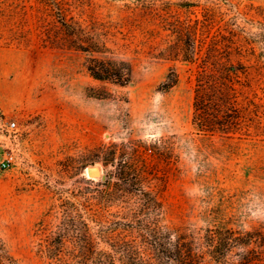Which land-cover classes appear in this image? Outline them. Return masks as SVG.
Wrapping results in <instances>:
<instances>
[{
  "label": "rangeland",
  "instance_id": "rangeland-1",
  "mask_svg": "<svg viewBox=\"0 0 264 264\" xmlns=\"http://www.w3.org/2000/svg\"><path fill=\"white\" fill-rule=\"evenodd\" d=\"M165 1L173 2L171 19L188 21L185 48L192 50L195 39L193 59L163 57L176 34L136 9L138 0H84L73 7L85 25L112 24L108 55L134 69L133 81L119 85L89 73L87 54L70 46L36 0H0V160L15 156L9 168L0 165V238L19 264H51L40 243L66 205L85 214L106 206L107 218L119 219L120 201L108 196L117 179L104 183L117 172L141 176L160 198L168 225L264 229V66L243 59L250 86L241 100L258 103V115L244 112L257 120L248 134L206 133L193 125L197 75L212 34L230 20L262 42L264 0H188L190 7ZM205 14L216 18L210 35ZM171 69L179 80L165 89ZM91 165L106 176L86 174Z\"/></svg>",
  "mask_w": 264,
  "mask_h": 264
},
{
  "label": "trees",
  "instance_id": "trees-1",
  "mask_svg": "<svg viewBox=\"0 0 264 264\" xmlns=\"http://www.w3.org/2000/svg\"><path fill=\"white\" fill-rule=\"evenodd\" d=\"M187 1L177 5L190 7ZM36 2L39 11L47 12L58 23L70 46L87 54L86 67L95 79L119 85L133 81L132 63L108 55L113 52L106 42L112 24L96 21L85 25V20L73 14V7L84 0ZM172 6V1L138 0L136 9L151 18L162 19L164 27L176 34V42L163 57L182 54L186 60L193 59L196 41L190 42L192 50L185 48L191 39L188 21L179 17L171 19ZM208 17L206 31L210 35L216 18L205 14L206 20ZM44 40L52 45L56 43L53 38ZM210 40L197 75L193 125L206 133L248 134L251 123L257 120H247L244 112L249 110L258 115V103L247 96L241 100L242 89L250 86L247 82L250 65L243 59L252 56L264 66V40L258 43L255 35L239 32L230 20ZM178 80L177 72L171 69L162 86L170 89ZM244 100L247 105L242 103ZM113 177L117 181L112 184L117 188L109 190L108 196L110 200L120 201V218L108 219L106 206L85 214L66 205L56 229L40 243V251L51 264H264V229L243 230L218 223L168 225L161 218L160 198L143 186L137 172L109 174L105 185H110ZM102 243L106 246L102 247ZM0 264H19L1 238Z\"/></svg>",
  "mask_w": 264,
  "mask_h": 264
},
{
  "label": "built area",
  "instance_id": "built-area-1",
  "mask_svg": "<svg viewBox=\"0 0 264 264\" xmlns=\"http://www.w3.org/2000/svg\"><path fill=\"white\" fill-rule=\"evenodd\" d=\"M12 127H16V123L13 122ZM15 162V156L13 154H5L3 158L0 160V165L2 168L7 169Z\"/></svg>",
  "mask_w": 264,
  "mask_h": 264
},
{
  "label": "water",
  "instance_id": "water-1",
  "mask_svg": "<svg viewBox=\"0 0 264 264\" xmlns=\"http://www.w3.org/2000/svg\"><path fill=\"white\" fill-rule=\"evenodd\" d=\"M99 170H101V167L97 166V165H91L88 167V171L89 172H85L86 174L92 176V177H97V176H103L105 177L106 175L103 174V172H100Z\"/></svg>",
  "mask_w": 264,
  "mask_h": 264
},
{
  "label": "bare ground",
  "instance_id": "bare-ground-1",
  "mask_svg": "<svg viewBox=\"0 0 264 264\" xmlns=\"http://www.w3.org/2000/svg\"><path fill=\"white\" fill-rule=\"evenodd\" d=\"M99 171H101V170H99ZM84 172H86V173L89 172L88 167L84 169Z\"/></svg>",
  "mask_w": 264,
  "mask_h": 264
}]
</instances>
